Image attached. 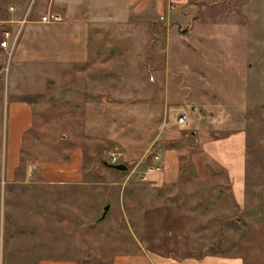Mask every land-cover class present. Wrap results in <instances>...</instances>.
<instances>
[{
  "label": "rangeland",
  "instance_id": "rangeland-1",
  "mask_svg": "<svg viewBox=\"0 0 264 264\" xmlns=\"http://www.w3.org/2000/svg\"><path fill=\"white\" fill-rule=\"evenodd\" d=\"M45 2L0 0V10L8 11L13 4V10L19 11L22 6L29 17L52 0ZM89 2L76 0V13L67 16L114 24L110 9L101 8L99 20L92 14L96 8ZM54 8L62 10L64 6L58 1ZM101 27L95 32L102 38L98 47L94 37L90 43L91 51L96 49L98 58L89 65L94 63L97 75L112 73L114 81L112 86L110 79L106 84V74L102 75L97 86L100 92L93 99L101 96L94 106L63 100V96L57 101L50 97L53 91L60 95L74 93V79L49 81L40 68L25 73L26 76L15 77V72L14 77L5 72L0 74L2 264L13 259L15 264H24L31 259L29 256L62 255L75 258L80 264L89 261L110 264V254L136 247L137 239L142 243L138 224L143 212L170 201L178 202L190 214L194 241L206 250L208 246L210 251L222 247L221 226L228 231L241 229L242 240L237 239L241 247L250 242L258 244L249 223H236V208L229 191L220 200L217 193H211L209 187L195 181L186 171L177 185L166 183L157 187L151 184L152 178L141 177L152 164L155 152L164 155L173 146L170 139L178 131L182 132V140L177 137L174 147L190 146L193 139L190 130L177 123L179 111L187 105L197 107L192 114L200 121L209 119L207 123L216 129L214 135L230 131L227 129L245 130L248 182L253 167L264 169V3L253 0L252 17L246 26L207 32L194 29L176 39L163 31L158 47L153 27L144 31L122 30V25L114 29ZM140 37L147 41L146 47L138 45ZM166 43L170 46V63L166 62L169 53ZM1 64L5 65L0 61ZM85 69L88 70V64ZM74 70L75 65L71 64L67 75ZM29 87L37 91L46 89L43 94L46 98L24 95L29 99L41 98V103H35L38 110L35 125L23 135L22 147L12 164L17 171L9 181L7 173L13 156L10 134L17 127L10 116L11 92L15 88L29 90ZM89 95L87 100L92 97ZM222 127L224 130L217 132ZM80 147L82 156L79 154L81 159H76L74 151ZM192 149L195 147L189 148ZM112 152L120 154V162L128 165L127 171L104 164ZM74 165L83 171L82 178L78 177L81 183L73 184L75 179H67L68 184H58L37 176L41 169L69 172ZM192 169L187 166L186 170L193 172ZM107 203L111 208L100 219ZM227 238L233 246L236 237L227 234Z\"/></svg>",
  "mask_w": 264,
  "mask_h": 264
},
{
  "label": "crops",
  "instance_id": "crops-1",
  "mask_svg": "<svg viewBox=\"0 0 264 264\" xmlns=\"http://www.w3.org/2000/svg\"><path fill=\"white\" fill-rule=\"evenodd\" d=\"M58 1L64 9L54 8ZM260 1L264 3L263 0ZM75 4L76 0H52L46 7L42 5L43 8L39 13L26 17L10 58L8 74L14 77L15 72V77L26 76L25 73L33 71L34 68H40L45 71L49 81H52V78L74 79L76 87L74 93L67 92L65 95H60L59 92L53 91L50 97H54L57 101L63 96V100H74L76 103L94 106L101 94L96 96V100L93 96L100 92L97 86L101 82L102 75L106 73L97 75L93 70L94 63L89 65L91 60L98 58L97 50L91 51L90 43L92 37L95 39V47H98L102 41L101 36L96 35L97 31L102 29L101 26L104 27L103 29L111 27L114 29L116 28L114 26L122 25V30L144 31L155 25L153 27L155 46L158 47L163 31L169 37L174 36L176 39L177 36L191 33L194 29L207 32L212 29L224 30L229 27L246 26L252 17L253 0H90L89 4L96 8L92 14L98 19L101 16L99 13L101 8L106 7L112 11L113 25H106L93 18L68 17L76 13ZM10 6L8 11L0 10V33L5 29L16 30L26 13L29 14L22 6L19 11H11ZM49 11L52 19L47 22L42 21L41 15ZM161 16H164V19H161ZM162 23L164 25H161ZM183 28L188 29L181 33L179 29ZM1 37L2 35L0 39ZM138 45L146 47L147 41L140 37ZM165 46L166 51H169L166 54V62L170 63V46L167 43ZM4 55L0 47V59ZM71 64L75 65V70L67 75ZM87 64L88 70L85 69ZM57 69L60 72L57 73ZM156 73L159 74L157 70ZM106 77V84L110 79L112 86L113 74L107 73ZM110 89L113 90L112 87ZM45 91L46 89L37 91L32 88L19 91L15 88L11 92L10 116L12 124L17 127L11 130L10 134L13 156L7 173L9 181L17 171L16 166L12 164L22 147L23 135L28 128L35 125V111H38L35 103H41V98H32V100L24 98V95L44 97ZM89 93L92 97L87 100L86 96ZM47 99L51 101L49 97ZM43 101L47 102V100ZM190 118L185 125L193 137L190 146L174 147L177 137L182 140L180 135L182 132L178 131V134L170 139L173 146L164 154L163 169L147 172V180L152 178L151 184L157 187L166 183L177 185L186 171L188 175L194 176L195 181L209 187L211 193H217L220 200L224 198L225 191H229L236 208L234 218L236 223L243 225L249 223L253 230L251 234L257 238L258 244L245 242L246 246L243 244L241 247L237 240L238 238L242 240L241 234L244 233L241 229L236 227V230L228 231L226 227L221 226L219 239L222 247L210 251L211 248L208 246L206 250L203 245L194 241L190 214L179 206L178 202H162L151 206L142 214L138 224L142 243L137 239L136 247L110 254V264H264V179L261 178L264 175V169L258 166L253 167L248 182L245 130L226 128L230 131L214 135L216 129L205 120L200 121L192 113ZM222 130H224L223 127L217 132L220 133ZM190 147H195V150H189ZM80 149L81 147L74 151L76 159H81ZM187 166L194 167L193 172L186 170ZM73 168L69 172L63 169H41L38 170L37 176L42 175L46 182L57 181L58 184H68L67 179H75L73 184H77L78 177L82 178L83 171L77 165ZM51 175L57 176L51 177ZM69 175L70 178L67 177ZM242 214L244 218L241 217ZM227 234L236 237L233 246L229 245ZM259 239L262 242L258 241ZM29 258L31 259L24 264H80L77 259L66 255L41 258L29 256ZM0 264H2L1 261ZM6 264H15L14 259L8 260ZM82 264H92V262Z\"/></svg>",
  "mask_w": 264,
  "mask_h": 264
},
{
  "label": "built area",
  "instance_id": "built-area-1",
  "mask_svg": "<svg viewBox=\"0 0 264 264\" xmlns=\"http://www.w3.org/2000/svg\"><path fill=\"white\" fill-rule=\"evenodd\" d=\"M10 9L13 10L14 9V5L10 6ZM26 17H27V13H26L25 18H23L20 21V24H19V26L17 27L16 30L12 31V30L5 29L2 32V37L0 39V47L3 50L5 56H3L0 59V61L5 63V65H2V64L0 65V74H3L4 72H5V74L8 73V67H9V64H10V58H11V56L13 54L14 47H15L18 39H19L20 33L22 31V25L25 22ZM40 19L42 21H44V22L50 21L52 19L50 11L46 12V13H43L41 15ZM161 19H164V16H161ZM196 109H197V107H195L193 105H191V106L190 105L183 106L181 111H179V113H178L177 123L179 125H181V126H185L188 123V121L190 120V114L195 112ZM212 119L214 121H216L215 117H212ZM208 121H209V119L205 120L206 123ZM214 121H213V123H216V125L218 126L219 123L218 122H214ZM207 124L211 125L212 123H207ZM119 155H120L119 153L112 152L109 155L108 161L111 162V163L120 162L121 158H120ZM163 156L164 155L162 154V152H160V151L155 152L154 157H153L154 163H152L150 166H148L147 171L142 176V179H147V172H149V171H160V170L163 169V162H164L163 161L164 160Z\"/></svg>",
  "mask_w": 264,
  "mask_h": 264
},
{
  "label": "water",
  "instance_id": "water-1",
  "mask_svg": "<svg viewBox=\"0 0 264 264\" xmlns=\"http://www.w3.org/2000/svg\"><path fill=\"white\" fill-rule=\"evenodd\" d=\"M179 27H181L179 25ZM188 28H183V29H179V31L182 33L183 31H186ZM104 164L110 168L116 169V170H121V171H127L128 170V165L124 162H118V163H111L109 161H104ZM111 208V204L107 203L104 208H103V212L100 216V219H104L108 213V211Z\"/></svg>",
  "mask_w": 264,
  "mask_h": 264
},
{
  "label": "trees",
  "instance_id": "trees-1",
  "mask_svg": "<svg viewBox=\"0 0 264 264\" xmlns=\"http://www.w3.org/2000/svg\"><path fill=\"white\" fill-rule=\"evenodd\" d=\"M24 98H27V97H24Z\"/></svg>",
  "mask_w": 264,
  "mask_h": 264
}]
</instances>
